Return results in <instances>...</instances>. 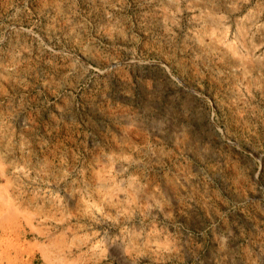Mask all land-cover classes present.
<instances>
[{"label": "rangeland", "instance_id": "1", "mask_svg": "<svg viewBox=\"0 0 264 264\" xmlns=\"http://www.w3.org/2000/svg\"><path fill=\"white\" fill-rule=\"evenodd\" d=\"M0 264H264V0H0Z\"/></svg>", "mask_w": 264, "mask_h": 264}]
</instances>
